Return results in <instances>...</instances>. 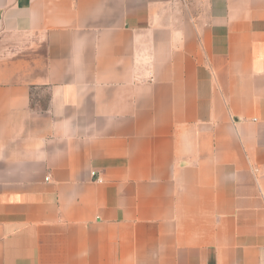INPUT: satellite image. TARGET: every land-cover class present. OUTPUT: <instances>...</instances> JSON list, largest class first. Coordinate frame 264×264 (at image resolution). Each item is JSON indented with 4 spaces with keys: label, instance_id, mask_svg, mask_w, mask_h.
I'll use <instances>...</instances> for the list:
<instances>
[{
    "label": "crops",
    "instance_id": "crops-1",
    "mask_svg": "<svg viewBox=\"0 0 264 264\" xmlns=\"http://www.w3.org/2000/svg\"><path fill=\"white\" fill-rule=\"evenodd\" d=\"M0 264H264V0H0Z\"/></svg>",
    "mask_w": 264,
    "mask_h": 264
},
{
    "label": "built area",
    "instance_id": "built-area-1",
    "mask_svg": "<svg viewBox=\"0 0 264 264\" xmlns=\"http://www.w3.org/2000/svg\"><path fill=\"white\" fill-rule=\"evenodd\" d=\"M92 176H93V173H92Z\"/></svg>",
    "mask_w": 264,
    "mask_h": 264
}]
</instances>
